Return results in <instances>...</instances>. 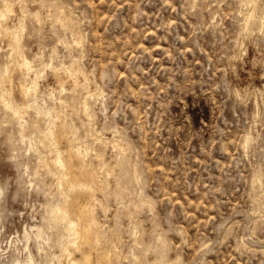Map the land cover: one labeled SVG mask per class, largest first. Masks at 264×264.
Instances as JSON below:
<instances>
[{
  "label": "rangeland",
  "instance_id": "rangeland-1",
  "mask_svg": "<svg viewBox=\"0 0 264 264\" xmlns=\"http://www.w3.org/2000/svg\"><path fill=\"white\" fill-rule=\"evenodd\" d=\"M5 5L0 96L18 114L0 100V264L62 194L88 204L77 264L90 249V264H264V0Z\"/></svg>",
  "mask_w": 264,
  "mask_h": 264
},
{
  "label": "bare ground",
  "instance_id": "bare-ground-1",
  "mask_svg": "<svg viewBox=\"0 0 264 264\" xmlns=\"http://www.w3.org/2000/svg\"><path fill=\"white\" fill-rule=\"evenodd\" d=\"M8 1V0H6ZM10 2V1H9ZM11 11V7L8 5H5V7H0V21L6 19V17L8 16V14ZM65 27V26H64ZM74 27V26H73ZM9 26H5L4 29H8L7 31H9ZM22 28V27H21ZM72 30V29H71ZM18 26L17 27H13L11 29L12 34H14V38H15V42L17 44V47H19L20 45V38L18 33ZM18 35V36H17ZM77 43V42H76ZM23 50V49H22ZM21 53V52H20ZM23 61L21 63L22 66H26V67H31L32 64V60L28 57V56H24L23 57ZM64 63V62H63ZM51 64V63H50ZM52 65V64H51ZM3 67V66H2ZM9 68V65L6 64L4 65V70L7 71V69ZM33 68V66H32ZM3 69V68H1ZM36 69V68H35ZM29 70V69H28ZM32 70V69H31ZM40 71V70H39ZM2 73V72H1ZM6 73V72H5ZM2 76V75H1ZM39 76V75H38ZM11 83V82H10ZM33 85L35 87H37L38 85V78L35 77L33 80ZM20 86V91L22 92L23 95H25V93H27L29 91V86L24 84L22 81L19 83ZM1 87V85H0ZM34 87V89H35ZM2 88V87H1ZM37 90V89H36ZM5 91V90H3ZM2 93V92H1ZM4 93V92H3ZM89 93V92H88ZM1 97V101L3 102V107H5V109H9L11 114L16 116L18 114L17 109H15L12 106V101L7 99L3 94ZM92 97V96H91ZM62 101V100H61ZM88 101V99H87ZM36 102V101H35ZM86 102V101H85ZM37 103V102H36ZM35 103V104H36ZM87 103V102H86ZM90 103V102H89ZM39 104V103H38ZM41 104V103H40ZM86 105V104H85ZM88 105V104H87ZM38 106V105H37ZM90 106V105H89ZM88 107V106H87ZM29 108V107H28ZM42 108V107H41ZM90 108V107H89ZM44 109V108H43ZM45 110V109H44ZM51 110V109H49ZM88 110V109H87ZM89 111V110H88ZM48 112V111H47ZM49 113V112H48ZM39 114V113H38ZM47 116V115H46ZM54 116V115H53ZM89 116V115H88ZM18 117V116H17ZM51 117V116H50ZM51 120V119H50ZM53 122V120L51 121ZM46 131V130H45ZM20 133V132H19ZM92 134V133H91ZM99 134V133H98ZM21 136V138L23 139L25 137L24 134H19ZM59 137V136H58ZM58 139V138H57ZM30 144V143H29ZM37 150V149H36ZM51 150V149H50ZM81 150V149H80ZM80 150H78L77 152H79ZM40 152V151H39ZM39 152L37 151L38 155ZM51 152V151H50ZM35 153V152H34ZM36 154V153H35ZM37 155V156H38ZM82 155V154H81ZM36 156V157H37ZM41 160V159H40ZM56 163L61 167L66 169V167L70 164L66 163L64 161V159L62 158L61 155H58V157L56 158ZM40 163V162H39ZM38 163V164H39ZM41 164V163H40ZM68 172H70L75 180H81L82 179V174L83 171L80 172H74L72 171V168L68 169ZM50 173V172H49ZM57 173V172H56ZM52 175V173H51ZM58 179V178H57ZM73 180V181H75ZM56 183V182H55ZM58 183V190H60L62 188V181L59 179ZM57 188V187H56ZM58 192V191H57ZM56 193V192H55ZM59 193V192H58ZM61 193V191H60ZM59 193V194H60ZM81 194V193H80ZM73 195L74 192H73ZM82 196V195H81ZM83 196H85L83 194ZM61 197V196H59ZM78 196L75 195L73 199H70L69 196L67 194H62V198H58L56 197L57 201L54 203H48L45 207V213L42 215V217L40 218L42 222L40 223H34L31 226H29L30 230H25L24 231V237H25V244H24V251H25V255L23 258H20L18 256V253L13 254L12 260L10 261V263L8 264H43L41 261L39 260L35 254L32 252V250L30 249L29 246V242L30 240H33L35 245H36V249L37 252L39 254H42L43 252H45V249L47 248V245L53 244L52 243V234L51 233H47L44 230V224L46 223L48 227L50 228H56L59 229L58 232V244H62V246L65 248V259L64 260H58V261H54L51 257V253L45 252L44 255L45 256V260H46V264H77L78 261L77 259L73 258L72 256V250L70 248L71 245V239H75V238H81L82 243L86 242L88 240H90V223H89V218H88V214H87V210H88V204H86L85 206H80V202L79 201V205H77V201L81 198L79 197V199H77ZM87 201V199L85 200ZM82 205V204H81ZM72 212L75 213V217L72 216ZM56 237V236H55ZM76 241V240H75ZM56 242V243H57ZM78 242V240H77ZM77 242H73V244ZM57 244V246H58ZM81 244V242H80ZM83 244H81L79 246V248H81ZM78 246V245H77ZM50 248V247H49ZM81 250V249H80ZM82 253V258L85 262H87V264H90L91 262V249L90 250H81ZM54 254V253H53ZM43 256V257H44ZM93 256V255H92ZM44 260V261H45Z\"/></svg>",
  "mask_w": 264,
  "mask_h": 264
}]
</instances>
